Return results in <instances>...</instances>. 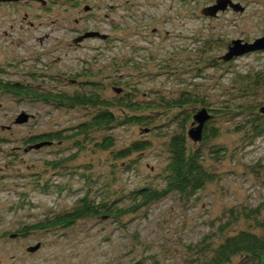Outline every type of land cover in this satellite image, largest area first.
<instances>
[{
  "label": "rangeland",
  "instance_id": "374dc122",
  "mask_svg": "<svg viewBox=\"0 0 264 264\" xmlns=\"http://www.w3.org/2000/svg\"><path fill=\"white\" fill-rule=\"evenodd\" d=\"M18 1L0 0L4 80L54 92H74L94 81L108 99L117 95L112 83L130 85L136 101L152 107L145 114L155 121L96 135L114 136V151L135 141L151 144L124 160L69 142L29 151L26 138L73 129L89 115L0 91V264H196L197 246L209 237L219 243L222 227L236 234L254 225L248 218L235 222L238 211L262 208L264 217V137L243 141L244 116H218L212 124L221 136L206 152L218 179L191 201L170 195L121 221L84 220L19 236L23 228L72 210L87 193L97 200L122 196L119 205L128 206L130 192L163 187L165 144L180 119L173 124V113L162 104L186 92L212 109L264 107V51L223 60L232 42L264 37V0H232L243 11L228 9L215 18L204 11L217 0ZM89 32L111 41L75 43ZM23 116L28 121L18 124ZM192 127L190 122L188 132ZM60 161L64 169H53Z\"/></svg>",
  "mask_w": 264,
  "mask_h": 264
},
{
  "label": "trees",
  "instance_id": "16d2710c",
  "mask_svg": "<svg viewBox=\"0 0 264 264\" xmlns=\"http://www.w3.org/2000/svg\"><path fill=\"white\" fill-rule=\"evenodd\" d=\"M2 74L0 70V91L2 93L31 103H42L57 110H83L89 115L88 120L73 129L26 138L24 143L28 150L40 144H48L43 147L46 148L55 143L69 142L80 151L87 149L90 145L102 152L112 151L113 159L118 161L128 159L137 153H143L151 147L149 142L135 141L120 151H114L116 145L114 136L101 135V139L96 138L97 134H108L119 126L149 127L151 123H154L155 120L152 121V117L145 114L152 107H145L140 101H136L134 95H137V91L130 90V85L120 87L119 83H112V88L117 95L108 99L103 96L102 89L94 81L85 82L84 87L74 92H54L6 81L2 78ZM71 82L81 85L79 79H71ZM196 97L194 100L193 94L185 92L178 99L161 106L166 112L173 113L170 118L173 124L180 119L176 130L165 144L168 157L163 168V187L142 188L130 192L125 196L124 202L130 203L128 206L119 205L122 196L114 201L105 197L97 200L87 193L72 210L23 228L18 235L26 237L29 233L38 230L68 229L84 220L101 218L121 221L127 216L139 214L170 195H178L186 202L191 201L208 185L215 183L218 179L217 174L206 162V152L211 147L207 146L221 136V129L212 124L213 119L218 116H244V123L239 131L243 134V141L252 143L253 140L264 137V114L261 113L263 106L252 108L239 105L234 109H212L205 101H200L198 95ZM197 108L206 109L212 118L205 126L202 142L195 144L191 142L187 128L190 122L191 125L194 123L193 117L197 113ZM68 132L69 134L66 135L65 133ZM52 165L55 170L64 169L61 161L52 163ZM240 218H248L254 222V225L236 234H225L228 226L226 229L222 227L223 232L219 237V243L215 244L214 240L209 237V240L205 239L197 246L196 264L199 262V264H264L263 209L256 208L249 213L238 211L235 214V222Z\"/></svg>",
  "mask_w": 264,
  "mask_h": 264
},
{
  "label": "water",
  "instance_id": "95a60500",
  "mask_svg": "<svg viewBox=\"0 0 264 264\" xmlns=\"http://www.w3.org/2000/svg\"><path fill=\"white\" fill-rule=\"evenodd\" d=\"M11 1H18V0H1V2H11ZM228 9H233L236 12L243 11V8L241 6L235 5L232 0H217V4L211 8L206 9L204 11V14L206 16L215 18L217 17L218 13L226 12ZM91 38H101L103 40H106L107 36L101 35L99 33L89 32L84 36L76 39L75 43L78 44L86 39H91ZM260 51H264V37L262 39L257 40L253 44L245 43L240 40L234 41L229 46V52L223 57V60L225 62H230L235 58H239L244 55L260 52ZM261 113L264 114V107L261 109ZM211 117L212 116L206 109L201 110L194 116L193 127L188 132L189 138L194 143L198 144L202 142L205 126L210 121ZM27 121H28V117L23 116L21 117V119H19L18 124H22ZM47 145L48 144H40L32 147L29 150H40L41 148ZM40 248L41 245H37L36 247L30 248L29 252L34 253L38 251Z\"/></svg>",
  "mask_w": 264,
  "mask_h": 264
},
{
  "label": "flooded vegetation",
  "instance_id": "af4514ba",
  "mask_svg": "<svg viewBox=\"0 0 264 264\" xmlns=\"http://www.w3.org/2000/svg\"><path fill=\"white\" fill-rule=\"evenodd\" d=\"M23 1H25V2H31V0H23ZM18 2H22V0H19ZM1 3H5V4H8V5H12L13 3H15L14 1H11V2H1ZM111 38H109V39H107V41L106 42H109V41H111L110 40Z\"/></svg>",
  "mask_w": 264,
  "mask_h": 264
}]
</instances>
